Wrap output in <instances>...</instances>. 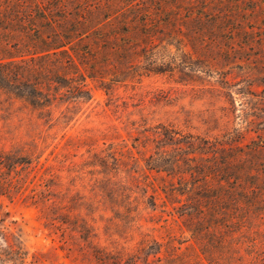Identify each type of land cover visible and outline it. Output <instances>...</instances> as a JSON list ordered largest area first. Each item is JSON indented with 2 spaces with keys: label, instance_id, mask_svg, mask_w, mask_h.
<instances>
[{
  "label": "trees",
  "instance_id": "1",
  "mask_svg": "<svg viewBox=\"0 0 264 264\" xmlns=\"http://www.w3.org/2000/svg\"><path fill=\"white\" fill-rule=\"evenodd\" d=\"M254 1L0 0V110L17 119L14 142L0 148V195H19L64 241L76 234L90 255L79 264H189L187 249L196 259L201 253L213 264H231L212 243L221 228L264 219V131L251 135L248 128L256 121L205 131L158 122L153 136L145 133L150 128L139 130L145 151L153 144L141 152L144 165L132 149L111 143L89 146L81 161L66 163L63 155L61 166L50 161L60 141L46 151L49 138L58 131L66 138L92 99L90 83L112 96L117 86L150 74L175 71L187 80L193 75L184 66H211L220 51L245 48L250 30L238 21L258 8L248 5ZM148 171L165 197L161 205H173L199 253L191 243L181 247L187 240L175 245L142 230L139 199L151 210L159 205L148 193Z\"/></svg>",
  "mask_w": 264,
  "mask_h": 264
},
{
  "label": "rangeland",
  "instance_id": "2",
  "mask_svg": "<svg viewBox=\"0 0 264 264\" xmlns=\"http://www.w3.org/2000/svg\"><path fill=\"white\" fill-rule=\"evenodd\" d=\"M248 5L259 6L240 17L238 26L241 30L244 27L250 30V42L232 54L220 51L214 65L190 63L184 66L192 73V78L181 80L180 73L175 71L150 74L140 81L135 79L117 86L112 96L90 83L93 97L82 105L76 119L69 124L66 138L70 136V141L66 144L61 131L54 140L49 138L48 142H53L46 154L60 141L58 158L53 160L51 156L50 161L61 166L59 161L63 155L69 157L66 163L70 159L81 161L88 157L89 146L101 148L111 143L118 150L132 149L144 165L141 152L144 151L145 155L152 152L153 144H149L145 151L140 143L143 133L139 130L150 128L145 133L153 136L158 122L205 131L209 126L222 130L223 124L230 127L234 123L245 128L250 124L247 121L252 119L256 122L248 126L253 129L251 135L256 134L254 130L264 131V2L256 0ZM241 33L236 32L237 40L242 39ZM225 80L229 82L224 83ZM2 113L0 110V148L8 149L14 142L10 133L17 119L7 120ZM215 117H222L224 121L218 125ZM75 153L77 155L73 157ZM148 174L147 181L154 186L148 187V193L156 194L159 205L151 210L139 199L141 220L138 222L142 230L150 231L165 242L170 239L175 245L187 240L181 247L191 243L199 253L197 242L191 238L182 218L174 213L173 205L169 202L161 205V199L165 197L153 172L148 171ZM137 178L143 183V175ZM38 217V209L27 206L19 195L12 200L0 195V264H79L90 261L88 249L76 234L68 235L64 241ZM165 218L167 221L163 220ZM221 229L217 242L212 243L217 248L223 247L231 264H264V219L227 223ZM138 232H134L135 240L139 238ZM199 256L200 259H196L192 249L186 250L185 259L189 264H213L203 254L199 253Z\"/></svg>",
  "mask_w": 264,
  "mask_h": 264
}]
</instances>
